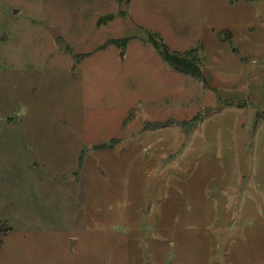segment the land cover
<instances>
[{
  "label": "rangeland",
  "instance_id": "374dc122",
  "mask_svg": "<svg viewBox=\"0 0 264 264\" xmlns=\"http://www.w3.org/2000/svg\"><path fill=\"white\" fill-rule=\"evenodd\" d=\"M0 228V264H264V0H0Z\"/></svg>",
  "mask_w": 264,
  "mask_h": 264
},
{
  "label": "trees",
  "instance_id": "16d2710c",
  "mask_svg": "<svg viewBox=\"0 0 264 264\" xmlns=\"http://www.w3.org/2000/svg\"><path fill=\"white\" fill-rule=\"evenodd\" d=\"M155 47L157 48V51L159 55L162 56L164 61L168 63L175 71L188 75L193 76L198 79H204L202 75V68H201V62L199 57H192L191 54L188 55L184 54H172L168 47H166L164 44L154 42ZM0 234H1V228H0ZM2 244V241L0 240V245Z\"/></svg>",
  "mask_w": 264,
  "mask_h": 264
},
{
  "label": "water",
  "instance_id": "95a60500",
  "mask_svg": "<svg viewBox=\"0 0 264 264\" xmlns=\"http://www.w3.org/2000/svg\"><path fill=\"white\" fill-rule=\"evenodd\" d=\"M48 31L53 35L54 39H58L61 35L60 28L55 26H47ZM74 242V240L71 241V244Z\"/></svg>",
  "mask_w": 264,
  "mask_h": 264
},
{
  "label": "crops",
  "instance_id": "0c3cea01",
  "mask_svg": "<svg viewBox=\"0 0 264 264\" xmlns=\"http://www.w3.org/2000/svg\"><path fill=\"white\" fill-rule=\"evenodd\" d=\"M5 129V128H4Z\"/></svg>",
  "mask_w": 264,
  "mask_h": 264
}]
</instances>
